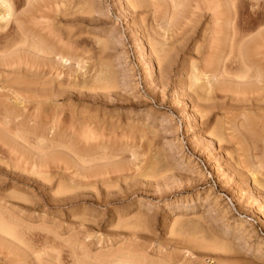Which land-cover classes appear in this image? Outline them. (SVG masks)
<instances>
[{
    "label": "rangeland",
    "instance_id": "374dc122",
    "mask_svg": "<svg viewBox=\"0 0 264 264\" xmlns=\"http://www.w3.org/2000/svg\"><path fill=\"white\" fill-rule=\"evenodd\" d=\"M9 1L15 19H18L27 30L38 34L36 36L38 40L45 42L50 40L49 43H45L49 48L58 47L56 50L62 51L65 49L64 54L71 57L74 54L73 62L79 59L82 61L81 69L76 73L73 62L74 67L61 70L63 73L60 79L56 76L60 69L57 65L55 66L57 69H54L53 64L42 59L41 52L35 56L20 50L10 56L13 60L9 59L10 63L14 62L11 68L0 64L3 68H0V83L3 82V77H7L8 81L17 79L20 74L13 73L17 70L20 72L31 70H28L26 75L28 79L35 78V73L42 77L45 73L46 76H51L43 77L44 79L40 77L43 80L54 78L52 95L48 99L45 97L33 99L40 100L41 104L32 101L33 104L28 103L24 109L17 106L10 108L14 102L9 99L12 95L8 94L9 90L6 87V90H2L4 96H0V118H3L5 109H13L12 112L16 110L15 115L10 117L18 115V120H15L17 123H26L29 129L31 126L38 133L53 125L54 130L57 128V131L52 130L55 136L49 133L48 137H56L54 141L58 139L57 145L65 144L64 149L60 147V151L57 149L50 152L51 155L47 154L50 158L46 159L45 164L49 162L45 169L44 167L33 169L29 159V162L24 160L28 157L26 153L28 150L25 149V152L19 145L12 146L8 139L2 143L4 138L0 135V201L2 200L0 206L6 205V210L11 211L14 218L21 217L23 223L21 221L18 229L22 241L28 245L30 242L31 245H36L37 243L32 241L39 236L52 238V234L44 231L51 228L50 231L55 230L62 239L78 234L80 237H87L86 240L92 244L99 240L97 247L135 245L149 254L154 264H167L166 257L169 254L174 257L173 264L178 259L181 264L185 261L190 264H264V91L260 88L257 90L261 84L257 82L252 84L256 74L259 75L256 70L264 66V61H261L264 59V46L262 49L255 47V50H258L251 51L254 56L250 52L249 59L251 57L254 59L249 60L252 62L250 65L253 63L255 65L253 64L254 67L252 65L253 68L249 70L253 73L252 71L246 73L249 75H245L248 77L245 80L252 82L251 84L244 82L240 85L242 88L239 86V89L235 90V87H231L233 90L228 89L230 92L222 93L217 89H213V92L208 91L204 84L205 74L210 73L204 66L208 55L210 56V38L213 37L214 31L216 32L218 28L217 31L225 30V34L231 35L230 32L237 28V32L240 30L239 32L246 35L245 40L254 38V35L257 36L263 31L262 28L264 29V0H181V4L180 0H176V7L178 6L179 10L175 7V11L177 10L175 16L178 20L175 17L174 24L170 27L166 25L168 27L165 30L159 27H163L164 20L161 18L166 12L164 10H168L169 0H154V3L152 0L133 1L139 3L137 4L139 7H135L136 4L133 5V2L130 3L128 0H85L87 3L84 0ZM26 1L30 3L26 5ZM225 1H229L231 6L234 5L230 7ZM147 2L150 6L146 4ZM38 9L42 10L44 16L41 11L38 13ZM217 11L220 15L216 14ZM221 12L225 14L223 18ZM36 13L41 15L37 16ZM29 14H32V17ZM232 15L235 16L234 19ZM24 18L30 20V23ZM229 21L233 22L231 26L233 29L228 28ZM11 24L13 22L4 30L0 29V42L3 47L10 40L15 41L13 36L16 25ZM63 43L65 47L60 48ZM1 46L0 51L3 49ZM140 46L143 50L139 48ZM155 46L157 49L154 52L152 48ZM160 48L163 53L160 52ZM32 54L37 53L32 51ZM227 61L226 65L230 66L228 70L232 68L231 76L235 71H241L235 54L230 55ZM195 66L197 69L195 75L201 77L200 83L198 82L200 85L197 84L198 88L193 83L192 73ZM237 68L238 71L235 70ZM91 71L93 72L90 73ZM254 72L255 75H250ZM94 73H98L97 80L93 82L97 85L92 84V88L91 85L88 86L90 89L86 88L87 86L80 88V83L86 76ZM21 77L26 80L23 75L18 79ZM57 81L61 84L60 87L57 86ZM74 83L79 84L75 86ZM201 85L205 86L202 88ZM231 123L239 126L240 132L233 130V125L229 126ZM134 130L136 131L133 132ZM81 133L84 137L80 135ZM30 137L31 140H35L34 136ZM33 141L30 143L35 146ZM13 147L20 149L15 151ZM8 150L12 153L10 154L11 151ZM202 241L206 242V245ZM3 252H6V248ZM155 254H159L164 261L161 258L157 259ZM176 254L186 259L183 260Z\"/></svg>",
    "mask_w": 264,
    "mask_h": 264
},
{
    "label": "bare ground",
    "instance_id": "6f19581e",
    "mask_svg": "<svg viewBox=\"0 0 264 264\" xmlns=\"http://www.w3.org/2000/svg\"><path fill=\"white\" fill-rule=\"evenodd\" d=\"M18 1V0H17ZM31 1V0H30ZM33 1V0H32ZM31 1V2H32ZM35 1V0H34ZM75 1V0H74ZM78 1V0H77ZM85 1V0H84ZM83 1V2H84ZM130 1V3H132L133 1H135V0H128V2ZM138 1V0H137ZM150 1V0H149ZM153 1V3H154V0H152ZM179 1V0H178ZM183 1V0H182ZM181 0H180V4H181V2H182ZM187 1V0H186ZM185 1V2H186ZM189 1V0H188ZM194 1V0H193ZM232 1V0H231ZM234 1V0H233ZM56 2V1H55ZM76 2V1H75ZM82 2V1H81ZM86 2V1H85ZM88 2V1H87ZM86 2V3H87ZM96 2V1H95ZM98 2V1H97ZM121 2V1H120ZM141 2H143V1H141ZM191 2V1H190ZM237 2V1H236ZM27 3H30L29 1L27 2L26 1V5H27ZM43 3V2H42ZM49 3V2H48ZM51 3V2H50ZM79 3V2H78ZM94 3V2H93ZM92 3V4H93ZM184 3V2H183ZM192 3V2H191ZM225 3H228L229 4V1L227 2V1H225ZM239 3V2H238ZM21 4H23V3H21ZM35 4V3H34ZM62 4V3H61ZM73 4V3H72ZM134 4H139V3H135V2H133V5ZM143 4V3H142ZM146 4H149V6H150V3H146ZM145 4V5H146ZM152 4V3H151ZM168 4V10H164V11H166V12H164L163 13V18H161V20L163 21L164 20V24H162V23H160V24H162V26L163 27H159V28H163V30H165V28H167L168 26L170 27V25H173L174 24V22L176 21V16H175V12L177 11H175V7H176V0H169V3H167ZM201 4V3H200ZM218 4V3H217ZM219 4H221V2L219 1ZM47 5H49V4H47ZM59 5H60V3H59ZM58 5V6H59ZM68 5V4H67ZM79 5V4H78ZM130 5H132V4H130ZM135 5V7H139L138 5L136 6ZM159 5V4H158ZM179 5V4H178ZM186 5H188V4H186ZM185 5V6H186ZM230 5V4H229ZM234 4H232V6H233ZM41 6V5H40ZM39 6V7H40ZM44 6V5H43ZM42 6V9H44V7ZM46 6V5H45ZM70 6V5H69ZM77 6V5H76ZM87 6V5H86ZM147 6V5H146ZM145 6V7H146ZM153 6H155V5H153ZM152 6V7H153ZM220 6V5H219ZM231 5H230V7H232ZM47 7V6H46ZM46 7H45V11H46ZM54 7V6H53ZM151 7V8H152ZM161 7V6H160ZM163 7V6H162ZM165 7L167 8V5H165ZM178 7V6H177ZM176 7V8H177ZM217 7V6H216ZM215 7V8H216ZM229 7V6H228ZM237 7V6H236ZM32 8V7H31ZM30 8V9H31ZM48 8H50V7H48ZM57 8V7H56ZM75 8V7H74ZM83 8V7H82ZM218 8V7H217ZM221 8V7H220ZM36 9V8H35ZM54 9V8H53ZM58 9V8H57ZM68 9H70V7L68 8ZM87 9V8H86ZM89 9V8H88ZM145 9V8H144ZM154 9V8H153ZM178 9V8H177ZM231 9V8H230ZM233 10L235 9V7L234 8H232ZM238 9V8H237ZM17 10V9H16ZM39 10V9H38ZM126 10H127V8H126ZM155 10V9H154ZM179 10V9H178ZM41 11V13L43 14L42 16H44V13L42 12V10H39L38 11V13ZM89 11V10H88ZM160 11V10H159ZM158 11V12H159ZM181 11V10H180ZM186 11V10H185ZM231 11V10H230ZM26 12V11H25ZM30 12H32V11H30ZM30 12H28V13H30ZM56 12V11H55ZM86 12V11H85ZM140 12V11H139ZM153 12V11H152ZM155 12V11H154ZM205 12H206V10H205ZM229 12V11H228ZM233 12V11H232ZM231 12V13H232ZM33 13V12H32ZM91 13V12H90ZM89 13V14H90ZM133 13V12H132ZM220 12H218L217 11V13L216 14H219ZM222 13V18H223V15H225L224 13H227V11L225 12L224 11V13L223 12H221ZM37 14V13H36ZM66 14H68V13H66ZM66 14H65V16H66ZM77 14H78V12H77ZM81 14V13H80ZM233 14V13H232ZM17 15V14H16ZM29 15H31V17H32V14H29ZM34 15V14H33ZM39 15H41V14H39ZM38 14H37V16H39ZM45 15H46V12H45ZM74 16H75V14H73ZM87 15V14H86ZM143 15V14H142ZM190 15V14H189ZM220 15V14H219ZM219 15H217V16H219ZM234 15V14H233ZM232 15V16H233ZM27 16H28V14H27ZM34 16H36V15H34ZM42 16H41V18H42ZM47 16V15H46ZM57 16V15H56ZM84 16V15H83ZM178 16H179V14H178ZM215 16V15H214ZM23 17V16H22ZM25 18H26V16H24ZM89 17V16H88ZM141 17V19H142V16H140ZM144 17V16H143ZM162 17V16H161ZM176 17V18H175ZM213 17V16H212ZM211 17V18H212ZM234 17L235 16H233V19H234ZM24 18V19H25ZM69 18V17H68ZM67 18V19H68ZM87 18V17H86ZM139 18V17H138ZM158 18H160V17H158ZM157 18V19H158ZM214 18V17H213ZM217 19L218 18H220V17H216ZM224 18H225V16H224ZM261 18V17H260ZM22 19V18H21ZM24 19H23V21H24ZM27 19V18H26ZM25 19V20H26ZM28 19H30L29 18V16H28ZM55 19V18H54ZM65 19V18H64ZM66 19V20H67ZM153 19V18H152ZM232 19V20H233ZM20 20V19H19ZM140 20V19H139ZM177 20H178V18H177ZM211 20V19H210ZM223 20V19H222ZM226 20H228V19H225V21ZM23 21H21V23H23ZM26 21H28V20H26ZM52 21V20H51ZM141 21V20H140ZM184 21V20H183ZM259 21V20H258ZM10 22H13V24H11V25H16L15 26V28L16 29H14L13 27H12V29H14L15 30V35L13 36V37H15V41H11L10 40V42L9 41H7V42H9V43H7V42H5V44L6 45H4V47L3 46H1V42H0V46H1V49H2V47H3V51L1 50L0 51V64L3 66H5V67H9V68H11V66H12V64L14 63V62H12V63H10L11 61L9 60V59H11L12 60V58L10 57L12 54H14L15 52H18V51H23V52H29V53H31V55H38V53H43V56H41L42 57V59L44 58V60H46V61H48V63L50 64H53L54 65V69H57V67H58V69H60V70H58V72L56 73V76L59 78L60 76H61V73H63V72H61V70H63L64 68H70V67H72L73 66V63L75 64V72L74 73H76L77 72V70L79 71V69H81V63L80 62H82V61H79V60H81V59H79V58H77V59H79V60H76V61H72V60H74L72 57H73V55H72V57H71V55L69 56V54H64L63 53V51L65 50H63L62 51V49H58V50H56V48H58V47H48V45L47 44H45V43H49V41L48 42H45L44 40V42L43 41H41V40H38V37H36V36H38V34L36 35V34H34L33 32H31V31H29V30H27L26 28H24L21 24H20V22L18 21V19L16 20L15 19V13L13 12V8H12V4H11V2L9 1V0H0V29L2 28L3 30H4V28H7V26L9 25V23ZM29 23H30V20L28 21ZM35 22V21H34ZM54 22V21H53ZM52 22V23H53ZM92 22V21H91ZM133 22V21H132ZM139 22V21H138ZM212 22H213V20H212ZM218 22V21H217ZM223 22H224V20H223ZM36 23V22H35ZM43 23V22H42ZM154 23V22H153ZM215 23H216V21H215ZM229 23V25H230V27L228 26V28H231V29H233L231 26H233V22L232 21H229L228 22ZM253 23V22H252ZM256 23V22H255ZM33 24V23H32ZM48 24H50V23H48ZM62 24V23H61ZM176 24V23H175ZM214 24V23H213ZM220 24V23H219ZM260 24V23H259ZM158 25H159V23H158ZM166 25H168L167 27H166ZM218 25V24H217ZM225 25V24H224ZM237 25V24H236ZM251 25V24H250ZM255 25V24H254ZM27 26H28V24H27ZM145 26V25H144ZM176 26H178V25H176ZM214 26H215V24H214ZM214 26H212L213 28H215ZM220 26V25H219ZM249 26V25H248ZM257 26V25H256ZM255 26V27H256ZM259 26V25H258ZM9 27V26H8ZM29 27V26H28ZM155 27V26H154ZM173 27V26H172ZM175 27V26H174ZM188 27V26H187ZM225 27V26H224ZM253 27V26H252ZM10 28H11V26H10ZM30 28V27H29ZM28 28V29H29ZM59 28H60V26H59ZM139 28V27H138ZM222 28V27H221ZM260 28V27H259ZM55 29V28H54ZM66 29H68V28H66ZM143 29H144V27H143ZM169 29V28H168ZM171 29V28H170ZM173 29V28H172ZM212 29V28H211ZM218 29V28H217ZM217 29H216V32L214 31V33H213V37L212 38H210L209 40H210V56L208 55V58L206 59V61H205V66L204 67H206L207 69H208V71L210 72L208 75L207 74H205V80H204V84H206V87H207V90L208 91H212L213 89H217V90H219V92L221 91V93H222V91H228V92H230L228 89H232L231 87H235V90H236V88H238L240 85H243V83L244 84H248V83H250V82H247V80H245V79H247L248 77V75H249V73H248V75L246 74L247 72H251V71H249L251 68H253L254 67V65H253V67H251L252 65H250V63H252V62H249V60L250 59H253L252 57L249 59V56H250V52L252 51H254L255 50V47L257 48L258 47V49H262V46H264V29L262 28V30L263 31H260V33L256 36V35H254L253 37L254 38H249V40H245V38H246V35L245 34H242V32H239L240 30H238V32L236 31L237 30V28H236V30L234 31L233 30V32H230L231 33V35H229V34H225L224 33V31H220L219 32V30L217 31ZM223 29V28H222ZM235 29V28H234ZM238 29H241V28H238ZM258 29V28H257ZM8 30V29H7ZM11 30V29H10ZM13 30V31H14ZM31 30V29H30ZM33 30V29H32ZM55 30H57V28L55 29ZM68 30H70V29H68ZM138 30V29H137ZM152 30V29H151ZM190 30V29H189ZM259 30V29H258ZM12 31V30H11ZM50 31V30H49ZM64 31H65V29H64ZM63 31V32H64ZM72 31V30H71ZM162 31V30H161ZM160 31V32H161ZM168 31V30H167ZM166 31V32H167ZM173 31V30H172ZM232 31V30H231ZM244 31V30H243ZM252 31V30H251ZM6 32V31H5ZM8 32V31H7ZM54 32V31H53ZM58 32V31H57ZM164 32V31H163ZM165 32V33H166ZM171 32V31H170ZM144 33H146V32H144ZM210 33V32H209ZM244 33V32H243ZM245 33H246V31H245ZM247 33H248V30H247ZM157 34V33H156ZM172 34V33H171ZM174 34V33H173ZM172 34V35H173ZM204 34V33H203ZM212 34V33H211ZM251 34V32L249 33V35ZM41 35V34H40ZM60 35V34H59ZM152 35V34H151ZM142 36V35H141ZM164 36H165V34H164ZM248 36V35H247ZM252 36V35H251ZM256 36V37H255ZM43 37V36H42ZM62 37V36H61ZM74 37V36H73ZM146 37V36H145ZM156 37V36H155ZM158 37V36H157ZM5 38V37H4ZM3 38V39H4ZM57 38V37H56ZM80 38V37H79ZM95 38V37H94ZM52 39H53V37H52ZM55 39V38H54ZM67 39V38H66ZM144 39V38H143ZM158 39V38H157ZM164 38H162V40H163ZM2 40V39H1ZM6 40H8V38H6ZM62 40V39H61ZM165 40V39H164ZM53 41V40H52ZM76 41V40H75ZM103 42V41H102ZM158 43H160V41L158 40L157 41ZM163 42V41H162ZM179 42V41H178ZM204 42H206V41H204ZM4 43V42H3ZM62 43V42H61ZM72 43V42H71ZM75 43V42H74ZM156 43V42H155ZM154 43V44H155ZM158 43H156L157 44V46H159V44ZM209 43V42H208ZM53 44V43H52ZM64 44V43H63ZM66 44H68V43H66ZM90 44V43H89ZM140 44V43H139ZM154 44H153V46H154ZM155 44V45H156ZM165 44V43H164ZM163 44V45H164ZM70 45L71 44H69V47H70ZM92 45V44H91ZM105 45V44H104ZM106 45H110V44H106ZM172 45V44H171ZM48 48H47V47ZM68 46V45H67ZM93 46V45H92ZM101 46V45H100ZM152 46V45H151ZM166 46V45H165ZM259 46H261V47H259ZM61 47H65V44L63 45V46H60V48ZM178 47V46H177ZM86 48V47H85ZM141 50H143V47L142 46H140L139 47ZM150 48V47H149ZM152 48V47H151ZM155 48V49H154ZM154 48H152L153 50H154V52L156 51V49H157V47L155 46ZM159 48V47H158ZM163 48V47H162ZM174 48V47H173ZM208 48V47H207ZM264 48V47H263ZM78 49V48H77ZM91 49V48H90ZM98 49V48H97ZM100 49V48H99ZM106 49V48H105ZM161 49V48H160ZM258 49H256L255 50V52L258 50ZM14 50V51H13ZM172 50V49H171ZM175 50V49H174ZM264 50V49H263ZM32 51L34 52V51H36V53L37 54H32ZM71 51V50H70ZM97 51V50H96ZM73 52H75L74 50H73ZM77 52H79V51H77ZM87 52V51H86ZM90 52V51H89ZM151 52H153V51H151ZM160 52H162V49L160 50ZM166 51H164V53H165ZM207 52V51H206ZM251 52V53H252ZM21 53V52H20ZM91 53V52H90ZM97 53H98V51H97ZM101 53V52H100ZM157 53V52H156ZM163 53V52H162ZM167 53V52H166ZM169 53V52H168ZM22 54V53H21ZM82 54V53H81ZM88 54V53H87ZM170 54H171V52H170ZM235 54V56H236V58H237V62H239V66H238V68L241 70V71H238L239 69L237 68V69H235V70H237L238 72H236L235 71V74L234 75H232L231 76V73H232V71H231V69H229L228 70V67H230V66H228V65H226L227 63L226 62H228L227 60H228V57H230V55H234ZM253 54V53H252ZM252 54H251V56H252ZM262 54H263V52H262ZM261 54V55H262ZM22 55H24V54H22ZM21 55V56H22ZM29 55V54H28ZM77 55V54H76ZM84 55V54H83ZM154 55H156V54H154ZM158 55V57H159V54H157ZM25 56H26V54H25ZM161 56V55H160ZM163 56V55H162ZM253 56H254V54H253ZM263 56V55H262ZM262 56H261V58H262ZM5 57H6V59H5ZM16 57V56H15ZM41 57H39L38 56V58H41ZM76 57H79V56H76ZM157 57V58H158ZM165 57V56H164ZM260 57V56H259ZM259 57H255V58H259ZM14 58V57H13ZM74 58H75V56H74ZM83 58V57H82ZM168 58V57H167ZM263 58H264V56H263ZM163 59V58H162ZM17 60V59H16ZM22 60V59H21ZM174 60V59H173ZM254 60V59H253ZM9 61V62H8ZM13 61V60H12ZM31 61V60H30ZM103 61V60H102ZM157 61V60H156ZM159 61V60H158ZM233 61H235V60H233ZM261 61H264V59L263 60H261ZM22 62V61H21ZM20 62V63H21ZM34 62V61H33ZM73 62V63H72ZM171 62V61H170ZM254 62V61H253ZM258 62V61H257ZM8 63H10V65H8ZM85 63V62H84ZM87 63V62H86ZM158 63V62H157ZM232 63V62H231ZM262 63V62H261ZM32 64V63H31ZM47 64V63H46ZM72 64V65H71ZM109 64V63H108ZM165 64V63H164ZM23 65V64H22ZM48 65V64H47ZM57 65V67H55ZM103 65V64H102ZM101 65V66H102ZM160 65V64H159ZM172 65V64H171ZM230 65H233V64H230ZM3 66V67H4ZM39 66V65H38ZM45 66V65H44ZM92 66V65H91ZM111 66V65H110ZM51 68H52V66H50ZM74 67V66H73ZM256 67V66H255ZM262 67V66H261ZM260 67V69H264V66H263V68H261ZM0 68H2V67H0ZM37 68V67H36ZM35 68V69H36ZM46 68H47V66H46ZM49 68V67H48ZM93 68V67H92ZM195 70L193 71V73H192V75H193V80H194V84L197 86V84L198 85H200L199 83H200V81H201V77H198L197 75H195L196 73H197V69H196V66L195 67H193ZM202 68V67H201ZM3 69V68H2ZM1 69V70H2ZM27 69V68H26ZM86 69V68H85ZM206 69V70H207ZM260 69H257L256 71H258L259 73V75H257L256 74V77H254V79H253V83L252 84H254V82H257V84H261L260 86H263L264 84V75L262 74V73H264V70H260ZM20 70V69H19ZM29 70V69H28ZM25 70V71H23V72H20V71H18L17 70V72H15V71H13V73L15 74H20V76L21 75H23V76H25V79L26 80H23L24 78H20V79H18L20 76L18 75L17 77V79H15V80H11V81H8L7 80V77H3L4 79H6L5 81H4V79H3V82H1L0 84V93L2 94H0V96H4V94L2 93V90H6V87H8V90H9V93L8 94H11V95H9V96H11L9 99H11V101H13L14 103H12V105L13 106H11L10 108H13V107H15V106H17V108L18 107H20V109L22 108V109H24L25 108V106L29 103H31V104H33L32 103V101H33V99H36V98H38L39 99V97H45L46 99H48L49 98V96L50 95H52L51 94V88H52V85H53V83H54V78H52V80H43L44 78L43 77H47L46 76V74L47 73H45V76H39L38 74H36L35 73V75H34V72H33V77L35 76V78H31V79H28L27 77H26V75H27V73L29 72V71H31V70ZM51 70H53V69H51ZM50 69H49V71H51ZM65 70V69H64ZM63 70V71H64ZM67 70V69H66ZM94 70V69H93ZM105 70V69H104ZM260 70V71H259ZM39 71H40V69H39ZM81 71V70H80ZM88 71V70H87ZM90 71V70H89ZM88 71V72H89ZM96 71V70H95ZM99 71H101V70H99ZM196 71V72H195ZM199 71V70H198ZM229 71H231V72H229ZM48 72V71H47ZM93 71H91L90 73H92ZM105 72V71H104ZM199 72H201V71H199ZM206 72V71H205ZM240 72L243 74H240ZM3 73V72H2ZM2 73H1V75H2ZM48 73H50V72H48ZM99 73V72H98ZM98 73H94V74H92V75H89V77H87L86 76V78H85V80L82 82V83H80L81 85H80V88H81V86L84 88V87H86V88H88V86H90L91 85V87L90 88H92V84H93V82H95V80H97V78H98ZM252 73H253V71H252ZM255 73L256 72H254V74H251L250 73V75H255ZM7 74V73H6ZM41 75L43 74V73H40ZM55 74V73H54ZM79 74V73H78ZM88 74V73H87ZM100 74V73H99ZM104 74V73H103ZM76 75V74H75ZM82 75V74H81ZM84 75V74H83ZM200 75H201V73H200ZM245 75H247L246 77H245ZM3 76V75H2ZM12 76V75H11ZM50 76V75H49ZM48 76V77H49ZM55 76V77H56ZM106 76H107V74H106ZM115 76V75H114ZM251 76V79L253 78ZM1 77V76H0ZM10 77V76H9ZM29 77V76H28ZM40 77H42V78H40ZM51 77V76H50ZM68 77V76H67ZM203 77V76H202ZM30 78V77H29ZM83 78H84V76H83ZM82 78V79H83ZM109 78V77H108ZM250 78V77H249ZM60 79V78H59ZM81 79V78H80ZM101 79V78H100ZM116 79V78H115ZM203 80V79H202ZM82 81V80H81ZM199 82V83H198ZM203 82V81H202ZM73 83V82H72ZM98 83V82H97ZM101 83V82H100ZM250 83V84H251ZM75 84V83H74ZM79 83H76L75 84V86H77ZM99 84V83H98ZM191 84V83H190ZM203 84V83H202ZM256 83H255V85H257ZM55 85H56V83H55ZM60 83L57 81V86H59L60 87ZM72 85V84H71ZM94 85V84H93ZM97 85V84H96ZM96 85H94V86H96ZM101 85V84H100ZM195 85H193V86H195ZM68 86V85H67ZM74 86V85H73ZM107 86V85H106ZM203 86H205V85H203ZM203 86L201 85V87L203 88ZM249 86V85H248ZM251 86V85H250ZM249 86V87H250ZM258 87L257 88V90L260 88V89H263L262 91H264V87ZM21 87V88H20ZM56 87V86H55ZM114 87V86H113ZM200 87V88H201ZM252 87V86H251ZM250 87V88H251ZM71 88H72V86H71ZM74 88V87H73ZM90 88H88V89H90ZM101 88V87H100ZM102 88H103V86H102ZM105 88V87H104ZM109 89V87H106V89ZM110 88H112V87H110ZM197 88H198V86H197ZM240 88H242V86H240ZM244 88V87H243ZM249 88V89H250ZM253 88H254V85H253ZM253 88H252V90H253ZM59 89V88H58ZM61 89V88H60ZM107 89V90H108ZM193 89V88H192ZM239 89V88H238ZM66 90H68V89H66ZM72 90V89H71ZM92 90V89H91ZM111 90H113V89H111ZM191 90V89H190ZM194 90V89H193ZM214 90V91H215ZM233 90V89H232ZM55 91H56V88H55ZM59 91V90H58ZM99 91V90H98ZM101 91V90H100ZM206 91V90H205ZM242 91H245V90H242ZM192 92V91H191ZM202 92V91H201ZM213 92V91H212ZM232 92V91H231ZM254 92H256V87H255V91ZM56 93V92H55ZM82 93V92H81ZM264 93V92H263ZM6 94V93H5ZM227 94V93H226ZM7 95V94H6ZM65 95V94H64ZM86 95V94H85ZM204 95V94H203ZM261 95V94H260ZM8 96V95H7ZM59 96L61 97V94L59 93ZM72 96V95H71ZM80 96V95H79ZM93 96V95H92ZM198 96V95H197ZM221 96V95H220ZM256 96H258V95H256ZM74 97V96H73ZM81 97V96H80ZM104 97H105V95H104ZM114 97H115V95H114ZM208 97V96H207ZM262 97H263V95H262ZM51 98V97H50ZM58 98V97H57ZM56 98V99H57ZM82 98V97H81ZM87 98V97H86ZM91 98V97H90ZM93 98H94V96H93ZM116 98H118L117 96H116ZM210 98V97H209ZM253 98V97H252ZM255 98V97H254ZM88 99H89V97H88ZM95 99V98H94ZM200 99V98H199ZM242 99V98H241ZM257 99H259L258 97H257ZM43 100H44V98H43ZM43 100H41V101H43ZM255 100V99H254ZM35 101H38V100H35ZM35 101H33V102H35ZM48 101V100H47ZM46 101V102H47ZM199 101V100H198ZM209 101V100H208ZM231 101V100H230ZM229 101V102H230ZM39 102V104H41L40 103V100L38 101ZM55 102V101H54ZM203 102V101H202ZM213 102V101H212ZM233 102V101H232ZM235 102V101H234ZM261 102V101H260ZM37 103V102H36ZM35 103V104H36ZM43 103H45V102H43ZM42 103V104H43ZM243 103H245L244 101H243ZM248 103V102H247ZM2 104V103H1ZM4 104V103H3ZM38 103H37V105H39ZM46 104V103H45ZM37 105H35L36 106V109H37ZM260 105V104H259ZM10 106V105H9ZM29 106V105H28ZM32 106V105H31ZM53 106H55V105H53ZM5 107H8V106H5ZM4 107V108H5ZM24 107V108H23ZM44 107V106H43ZM28 108V107H27ZM33 108V107H32ZM41 108V107H40ZM44 108H46V106L44 107ZM55 108V107H54ZM74 108V107H73ZM231 108V107H230ZM15 109V108H14ZM38 109H39V106H38ZM60 109V108H59ZM62 109V108H61ZM71 109V108H70ZM238 109V108H237ZM13 110V109H12ZM12 110L11 109H9V108H7V109H5V111L3 112L4 114H3V118H0V135L4 138V141H2V143L3 142H6L5 140L6 139H8L9 141H11V144H12V146H16V145H19V146H21L22 148H24V150L23 149H21V151L23 150V151H25V149L26 150H28L26 153H28L27 154V159H24V160H27L28 161V159H29V161H30V163H28V164H30V165H32V167H33V169H34V167H44V169H45V167H47L48 165V162L49 161H47V164H45L46 163V159L48 158L47 157V154H50V152L52 153L53 151H56L57 149L59 150V148L61 147V149L64 147V145L65 144H60V145H57V141H58V139H56L57 141H54V139L56 138V137H48V134L50 133V134H53V131L52 130H54V128L53 127H55V126H53V125H51L52 127L51 128H47V130L45 131V130H42L41 131V129H40V131H41V133H38L37 132V130H34L33 129V127H31L30 126V129H29V127L26 125V123H17V121H15V120H18V115H16L15 117L13 116V117H10L11 115H15V113L14 112H16V110L14 111V112H12ZM74 110V109H73ZM260 110V109H259ZM18 111V110H17ZM21 111V110H20ZM38 112L37 110H34V112ZM50 111V110H49ZM69 111V110H68ZM23 112V111H22ZM24 112H25V110H24ZM48 112V111H47ZM64 112V111H63ZM85 112V111H84ZM211 112V111H210ZM18 113V112H17ZM16 113V114H17ZM40 113V112H39ZM56 113V112H55ZM61 113V112H60ZM262 113V112H261ZM18 114H20V113H18ZM43 114V113H42ZM53 114V113H52ZM71 114V113H70ZM202 114V113H201ZM22 115V114H21ZM25 115H27V114H25ZM39 115V114H38ZM55 115V114H54ZM83 115H84V113H83ZM94 115V114H93ZM205 116H207L206 114H204ZM49 116H52V115H49ZM57 116V115H56ZM38 117V116H37ZM42 117H43V115H42ZM41 117V118H42ZM55 117V116H54ZM60 117H61V115H60ZM78 117V116H77ZM244 117V116H243ZM248 117V116H247ZM246 117V118H247ZM252 117H253V115H252ZM21 118H25V117H21ZM55 118H57V117H55ZM69 118V117H68ZM83 118V117H82ZM32 118H30V120H31ZM38 119V121H39V118H37ZM54 119V118H53ZM60 119V118H59ZM73 118L71 117V120H72ZM78 119V118H77ZM201 119V118H200ZM243 119V118H242ZM26 121H27V118L25 119ZM48 120H49V118H48ZM66 120V119H65ZM68 120H70V119H68ZM91 120V119H90ZM94 120V119H93ZM111 120V119H110ZM113 120V119H112ZM115 120V119H114ZM234 120V119H233ZM237 120V119H236ZM258 120V119H257ZM29 121V120H28ZM34 121V120H33ZM47 121V120H46ZM52 121V120H51ZM50 121V122H51ZM79 121H80V119H79ZM88 121V120H87ZM225 121V120H224ZM16 122V123H15ZM35 122V121H34ZM33 122V123H34ZM36 122H37V120H36ZM41 122V121H40ZM102 122V121H101ZM111 122V121H110ZM28 123V122H27ZM42 123H44V120H43V122ZM46 123V122H45ZM49 123V122H48ZM54 123H55V121H54ZM58 123V122H57ZM215 123V122H214ZM259 123V122H258ZM40 124V123H39ZM251 124V123H250ZM255 124V123H254ZM254 124H252V125H254ZM263 124V123H262ZM35 125V124H34ZM38 125V124H37ZM43 126H44V124H42ZM46 125H47V123H46ZM65 125V124H64ZM74 125V124H73ZM85 124H83V126H84ZM97 125V124H96ZM233 125V123H231V125H229V126H232ZM60 126V125H59ZM78 126V125H77ZM148 126V125H147ZM220 126V125H219ZM258 126V125H257ZM233 128V130H235V131H239V126H236V125H233L232 126ZM262 127V126H261ZM35 128V127H34ZM44 128V127H43ZM74 128V127H73ZM85 128H87V127H85ZM94 128V127H93ZM115 128V127H114ZM215 128V127H214ZM238 128V129H237ZM61 129V128H60ZM80 129H81V127H80ZM79 129V130H80ZM100 129V128H99ZM104 129V128H103ZM211 129H213V128H211ZM216 129V128H215ZM228 129V128H227ZM56 131H57V128L55 129ZM54 130V131H55ZM76 130H77V128H76ZM78 130V131H79ZM85 130V129H84ZM97 130V129H96ZM112 130H113V127H112ZM231 130V129H230ZM261 130V129H260ZM263 130V129H262ZM136 130H134L133 132H135ZM211 131V130H210ZM226 131V130H225ZM227 131H229V130H227ZM251 131V130H250ZM264 131V130H263ZM59 132V131H58ZM77 132V131H76ZM91 132V131H90ZM122 132H123V130H122ZM240 132V131H239ZM238 132V133H239ZM66 133V132H65ZM87 133V132H86ZM83 133H81L80 135H82ZM132 134V133H131ZM209 134H211V133H209ZM213 134V133H212ZM211 134V135H212ZM237 134V133H236ZM243 134V133H242ZM30 135L31 136H34L35 138V140L33 141V140H31L30 138ZM54 135V134H53ZM52 135V136H53ZM122 135H123V133H122ZM207 135V134H206ZM228 135H231V134H228ZM55 136V135H54ZM68 136V135H67ZM91 136H92V134H91ZM96 136V135H95ZM115 136V135H114ZM240 136V135H239ZM82 137H84V135H82ZM145 137V136H144ZM213 137V136H212ZM227 137V136H226ZM230 137V136H229ZM237 137V136H236ZM241 137H243V136H241ZM92 138V137H91ZM140 138V137H139ZM247 138V137H246ZM83 139V138H82ZM20 140V141H19ZM61 140V139H60ZM75 140V139H74ZM213 140V139H212ZM228 140V139H227ZM30 141H33V142H35V146H32V144L33 143H30ZM59 142H61V141H59ZM208 142V141H207ZM2 145V144H1ZM5 145V144H4ZM7 145V144H6ZM5 145V146H6ZM62 145V146H61ZM118 145V144H117ZM239 145V144H238ZM3 146V145H2ZM4 146V147H5ZM8 146H9V144H8ZM11 146V145H10ZM9 146V147H10ZM3 147V148H4ZM238 147V146H237ZM236 147V148H237ZM257 147V146H256ZM11 148V147H10ZM14 148V147H13ZM17 150L18 149H20V148H16ZM16 149L14 148V150L16 151ZM64 149V148H63ZM74 149V148H73ZM229 149V148H228ZM238 150H239V148H237ZM236 149V150H237ZM12 150V149H11ZM11 150H8L9 152L11 151ZM13 150V151H14ZM66 150V149H65ZM105 150V149H104ZM238 150H237V152H238ZM249 150V149H248ZM259 150V149H258ZM7 151V152H8ZM14 151V152H15ZM20 151V150H19ZM19 151L17 152V155H18V153H19ZM60 151V150H59ZM13 152V154H15L16 155V153H14ZM70 152V151H69ZM236 152V151H235ZM12 153V151L10 152V154ZM63 153H64V151H63ZM71 153V152H70ZM144 153V152H143ZM158 153V152H157ZM226 153V152H225ZM55 154V153H54ZM133 154V153H132ZM146 154V153H145ZM147 154H148V152H147ZM21 155V154H20ZM51 155V154H50ZM73 155V154H72ZM143 155V154H142ZM227 155V154H226ZM24 156H25V153H24ZM24 156H22V157H24ZM67 156V155H66ZM74 156V155H73ZM88 156V155H87ZM101 156V155H100ZM135 156V155H134ZM141 156V155H140ZM139 156V157H140ZM229 156V155H228ZM69 157V156H68ZM94 157V156H93ZM99 157V156H98ZM145 157H146V155H145ZM150 157V156H149ZM246 157V156H245ZM49 158H50V156H49ZM48 158V159H49ZM54 158V157H53ZM61 158V157H60ZM66 158V157H65ZM97 158V157H96ZM102 158H103V156H102ZM122 158V157H121ZM127 158V157H126ZM134 158V157H133ZM136 158V157H135ZM75 159V158H74ZM79 159V158H78ZM111 159H112V157H111ZM116 159V158H115ZM140 159V158H139ZM4 160V159H3ZM19 160V159H18ZM21 160H23V159H21ZM20 160V161H21ZM23 160V161H24ZM129 160V159H128ZM134 160V159H133ZM51 161H53V160H51ZM73 161V160H72ZM79 161V160H78ZM82 161V160H81ZM80 161V162H81ZM95 161V160H94ZM26 162V161H25ZM59 162V161H58ZM61 162V161H60ZM86 162V161H85ZM126 162V161H125ZM239 162V161H238ZM26 163V164H27ZM88 164H90V163H88ZM95 164V163H94ZM141 164V163H140ZM3 165V164H2ZM83 165V164H82ZM86 164H84V166H85ZM144 165V164H143ZM152 165V164H151ZM238 165V164H237ZM51 166V165H50ZM137 166V165H136ZM135 166V167H136ZM229 166V165H228ZM233 166V165H232ZM239 166V165H238ZM65 167H66V165H65ZM78 167V166H77ZM149 167V166H148ZM158 167V166H157ZM49 168V167H48ZM143 168H145L144 166H143ZM152 168V167H151ZM154 168V167H153ZM169 168V167H168ZM260 168H262V167H260ZM47 169V168H46ZM67 169H68V167H67ZM76 169V168H75ZM254 169V168H253ZM259 169V168H258ZM36 170H38V169H36ZM49 170V169H48ZM83 170V169H82ZM116 170H117V168H116ZM119 170V169H118ZM121 170V169H120ZM129 170V169H128ZM139 170V169H138ZM141 170V169H140ZM255 170V169H254ZM257 170V169H256ZM22 171V170H21ZM35 171V170H34ZM39 171H44V170H39ZM78 171V170H77ZM80 171V170H79ZM123 171V170H122ZM137 171V170H136ZM147 171V170H146ZM245 171V170H244ZM251 171H252V169H251ZM65 172V171H64ZM81 172V171H80ZM79 172V173H80ZM168 172V171H167ZM220 172V171H219ZM238 172V171H237ZM255 172V171H254ZM264 172V171H263ZM45 173V172H44ZM48 173V172H47ZM73 173H74V171H73ZM75 173H76V171H75ZM78 173V172H77ZM83 173H84V171H83ZM128 173V172H127ZM140 173H142V171L140 172ZM154 173V172H153ZM258 173V172H257ZM66 174V173H65ZM96 174V173H95ZM143 174V173H142ZM167 174V173H166ZM234 174V173H233ZM38 175V174H37ZM63 175V174H62ZM84 175V174H83ZM108 175V174H107ZM177 175V174H176ZM259 175V174H258ZM60 176V175H59ZM66 176V175H65ZM72 176V175H71ZM88 176V175H87ZM90 176H92V175H90ZM105 176V175H104ZM145 176V175H144ZM147 176V175H146ZM145 176V177H146ZM253 176V175H252ZM92 177H94V176H92ZM102 177V176H101ZM126 177V176H125ZM148 177V176H147ZM151 177V176H150ZM165 177V176H164ZM179 177V176H178ZM254 177H256V176H254ZM52 178V177H51ZM63 178H65L64 176H63ZM73 178V177H72ZM81 178V177H80ZM84 178H85V176H84ZM105 178V177H104ZM258 178V177H257ZM124 179V178H123ZM145 179V178H144ZM149 179H152V178H149ZM154 179H155V177H154ZM161 179V178H160ZM64 180V179H63ZM70 180H71V178H70ZM81 180V179H80ZM111 180V179H110ZM143 180V179H142ZM156 180V179H155ZM50 181V180H49ZM87 181H89V180H87ZM101 181V180H100ZM120 181V180H119ZM240 181V180H239ZM257 180H255V182H256ZM64 182V181H63ZM68 182V181H67ZM71 182V181H70ZM90 182V181H89ZM88 182V183H89ZM107 182V181H106ZM60 183V182H59ZM99 183V182H98ZM97 183V184H98ZM73 184V183H72ZM100 184V183H99ZM123 184V183H122ZM151 184V183H150ZM59 185V184H58ZM67 185V184H66ZM77 185V184H76ZM90 185V184H89ZM117 186V185H116ZM68 188V187H67ZM105 188V187H104ZM116 188V187H115ZM110 189V188H109ZM91 190V189H90ZM107 190V189H106ZM104 191V190H103ZM112 192V191H111ZM15 193V192H14ZM14 193H12L13 195H14ZM16 194V193H15ZM17 195V194H16ZM94 196H96V195H94ZM113 198V197H112ZM15 199V198H14ZM69 199V198H68ZM2 201V200H1ZM0 201V202H1ZM2 204V203H1ZM5 205V204H4ZM6 206V205H5ZM5 206L3 207H1L0 206V248H1V252H0V256H2V258L0 259V262H2V264H152L153 262H154V260H152L151 259V257H150V255L149 254H147L144 250H142V249H140L139 247H137V246H129V245H127V246H122V244H120L121 246H112V245H106V246H96L97 245V243H99L98 241L99 240H97V242H96V244L94 243V244H92L91 242H88L86 239H87V237H80L78 234H72V236H70L69 238H67V239H62L61 238V236H60V234L59 233H57L55 230H53V231H50L51 230V228H50V230H46V229H44V231H47V233H50V234H52L53 236H52V238H50L51 236H45L44 235V237H41V238H39L40 236L39 235H37V236H39L38 238H39V240H38V238L36 239L35 237H33V239L35 238V240H33L32 241V239H31V241L32 242H36L37 244L35 245V244H32L31 245V242H30V244L28 245V244H25L26 242H23L22 241V239L20 238V236H19V229H18V225H21V221L22 220H20V218L18 219V218H14V216H12V214H11V211H8V210H6V208H5ZM7 207V206H6ZM11 208V207H10ZM131 208V207H130ZM8 211V212H7ZM14 211V210H13ZM138 214V213H137ZM14 215H16V214H14ZM16 217V216H15ZM136 217V216H135ZM138 218H140V217H138ZM143 218V217H142ZM180 218H181V216H180ZM183 219V218H182ZM129 220V219H128ZM131 220H132V218H131ZM177 220H179V219H177ZM87 221V220H86ZM121 221V220H120ZM125 221V220H124ZM143 221V220H142ZM141 221V222H142ZM177 222V221H176ZM22 223H23V221H22ZM124 223V222H123ZM126 223V222H125ZM119 224V223H118ZM175 224V223H174ZM142 225V224H141ZM149 225V224H148ZM82 226V225H81ZM170 226H172V224L170 225ZM117 227V226H116ZM136 227V226H135ZM134 227V228H135ZM26 228V227H25ZM95 228V227H94ZM132 228H133V226H132ZM83 229V228H82ZM119 229V228H118ZM118 229H117V231H118ZM135 230V229H134ZM171 230V229H170ZM131 231V230H130ZM138 231V230H137ZM169 231V230H168ZM175 231V230H174ZM132 232V231H131ZM172 232V231H171ZM170 232V233H171ZM45 234V233H44ZM70 235H71V233H69ZM88 236H90V235H88ZM66 237V236H65ZM25 238V237H24ZM89 239V238H88ZM97 239V238H96ZM189 239V238H188ZM24 240V239H23ZM29 240H30V238H29ZM135 240V239H134ZM190 240V239H189ZM102 241V240H101ZM220 241V240H219ZM202 242H204V241H202ZM218 242V241H217ZM201 243V242H200ZM199 243V244H200ZM205 243V244H204ZM203 244L204 245H206V242H204ZM208 243V242H207ZM104 244V243H103ZM115 244V243H114ZM127 244H128V241H127ZM132 244V243H131ZM217 244V243H216ZM35 245V246H34ZM125 245V244H124ZM196 245V244H195ZM209 245V244H208ZM222 245V244H221ZM211 246V245H210ZM217 246H219V245H217ZM217 246H215V247H217ZM94 247H96V248H94ZM208 247V246H207ZM207 247H205V248H207ZM4 248H6V252H3V250H4ZM98 248V249H97ZM198 248V247H197ZM220 248H222V247H220ZM231 248V247H230ZM95 249V250H94ZM202 249H203V247H202ZM208 249V248H207ZM214 249V248H213ZM198 250V249H197ZM216 250L218 251V249L216 248ZM221 250V249H220ZM222 250H224V249H222ZM181 251V250H180ZM204 251V250H203ZM208 251V250H207ZM211 251V250H210ZM225 251H226V249H225ZM178 252V251H177ZM220 252H222V251H220ZM176 253V252H175ZM218 253V252H217ZM227 253V252H226ZM177 254H182V253H177ZM176 254V255H177ZM189 253L187 252V255H188ZM223 254V253H222ZM156 255V254H155ZM159 255V254H158ZM158 255H156V258L157 259H162V257H160V256H158ZM184 255V254H183ZM172 255H170L169 254V256H167L166 257V259H167V264H173V262L172 261H174L173 259H174V257H171ZM178 256V255H177ZM180 256V255H179ZM178 256V257H179ZM185 256V255H184ZM231 256V255H230ZM180 258H183V260H185L186 258L185 257H182V256H180ZM166 259H165V261H166ZM163 260V259H162ZM182 260V259H181ZM182 260V261H183ZM164 261V260H163ZM172 262V263H171ZM181 261L178 259V260H176L175 261V263L174 264H181L180 263ZM184 262V261H183ZM154 264V263H153ZM164 264V263H163ZM183 264H190V263H188L187 261H185Z\"/></svg>",
    "mask_w": 264,
    "mask_h": 264
}]
</instances>
